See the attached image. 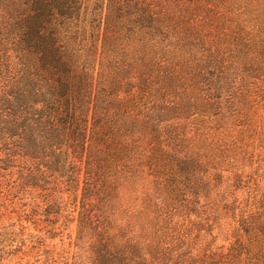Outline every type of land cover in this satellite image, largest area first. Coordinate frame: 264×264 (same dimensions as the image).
I'll list each match as a JSON object with an SVG mask.
<instances>
[{"label":"rangeland","instance_id":"1","mask_svg":"<svg viewBox=\"0 0 264 264\" xmlns=\"http://www.w3.org/2000/svg\"><path fill=\"white\" fill-rule=\"evenodd\" d=\"M115 1L124 13L107 30L100 14L117 7L82 1V19L62 40L107 94L97 101L102 133L117 131L131 150L119 174L108 169L99 218L98 205L82 203V183L77 198L60 196L44 169L9 157L5 96L15 78L28 90L30 61L12 50L23 0H0V264H91L86 210L121 245L151 241L165 223L152 213L159 207L183 224L187 244L213 249L234 242L232 205L236 215L264 212V83L250 70L264 48V0H137L138 10ZM174 185L200 218L186 217Z\"/></svg>","mask_w":264,"mask_h":264},{"label":"trees","instance_id":"2","mask_svg":"<svg viewBox=\"0 0 264 264\" xmlns=\"http://www.w3.org/2000/svg\"><path fill=\"white\" fill-rule=\"evenodd\" d=\"M82 1L23 0L16 25L18 43L12 50L21 59L30 61L27 65L29 77L24 82L28 90L19 89V79H12L9 83L3 134L14 148L9 157L22 154L38 169H44L43 174L52 177L54 189L60 196L67 194L69 198H77L82 183L84 207L98 205L100 218L111 197L106 187L112 178L108 179V172L119 174L131 150L120 136H116L117 131L108 135L102 133L97 120L102 119L99 114H103L100 111L104 109L97 105V101L107 94L95 92L87 70H77L72 57L68 59L66 55L62 40L68 27L75 26L82 19ZM121 1L127 8L130 6V10L138 7L137 0ZM117 2L114 0L113 4L116 6ZM121 5L116 6V11L115 7L111 11L107 7L104 17L100 14L106 30L112 21L115 22L114 16L117 19L123 16ZM259 58L250 70L256 80L264 83V48ZM145 166L158 173L154 163ZM170 191L176 196L182 195L181 208L187 210V218L191 214L200 218L195 208L184 204L186 196L183 191L175 185ZM199 200V197L194 198L193 203L197 205ZM155 208L152 213L165 223L154 230L152 240L128 238L121 245L101 220L95 219V212L86 210L85 221L94 232L91 264H264V212L247 214L238 211L236 215L237 207L232 205L229 209L232 210L231 218L237 224L233 227L234 242L226 249H213L187 244L188 237L180 234L178 227L183 224L174 221V214L169 218L170 212L162 218L163 212L158 210L159 207ZM235 217H238L236 221L233 220Z\"/></svg>","mask_w":264,"mask_h":264}]
</instances>
